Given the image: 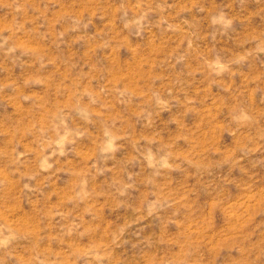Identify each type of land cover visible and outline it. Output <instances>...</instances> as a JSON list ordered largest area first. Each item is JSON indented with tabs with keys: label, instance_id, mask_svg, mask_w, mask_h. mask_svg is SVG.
<instances>
[{
	"label": "rangeland",
	"instance_id": "374dc122",
	"mask_svg": "<svg viewBox=\"0 0 264 264\" xmlns=\"http://www.w3.org/2000/svg\"><path fill=\"white\" fill-rule=\"evenodd\" d=\"M0 264H264V0H0Z\"/></svg>",
	"mask_w": 264,
	"mask_h": 264
}]
</instances>
